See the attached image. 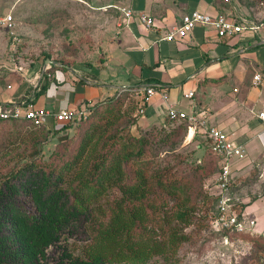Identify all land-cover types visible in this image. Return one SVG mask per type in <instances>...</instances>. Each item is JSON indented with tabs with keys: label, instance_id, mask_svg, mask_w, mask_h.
<instances>
[{
	"label": "trees",
	"instance_id": "1",
	"mask_svg": "<svg viewBox=\"0 0 264 264\" xmlns=\"http://www.w3.org/2000/svg\"><path fill=\"white\" fill-rule=\"evenodd\" d=\"M56 68L52 65L44 73L41 82H45L40 91L48 87V72ZM127 93L122 91L95 105L88 118L81 121L88 126L80 137L62 140L60 144H67V154L58 150L57 160L49 171L43 168L46 163L36 157L40 154L36 146L78 124L53 131L47 124L35 127L26 119L0 118L5 122H24L34 128L21 142L31 139L37 151L18 169L0 176V264H143L156 256L176 253L188 241L185 228L194 222L201 190L211 200L212 207L215 206L217 198L207 195L204 185L196 187L202 177L200 171L212 176L220 165L221 158L212 150L207 137L199 141L196 134L190 142L205 150L208 159L195 167L189 178L176 166H155L148 136L132 134L127 126L120 131L119 124L116 128L121 135L93 132L92 119L104 106L128 99ZM143 105H136L135 117L140 115ZM134 116L132 123L127 116L122 121L127 119V125L133 126L137 121ZM166 120L180 125L172 130L173 136L169 133L162 140L169 142L179 136L183 124L186 137L185 122ZM26 175L29 177L24 180ZM233 182L232 178L231 187ZM112 189H118L120 196L110 205L101 202ZM155 199L162 201L161 207ZM168 200L172 202L170 206ZM245 205L235 202L240 216L244 215ZM76 224L86 233L81 251L65 252L54 261L48 249L60 240L64 229ZM218 234L253 239L250 232L234 229Z\"/></svg>",
	"mask_w": 264,
	"mask_h": 264
},
{
	"label": "crops",
	"instance_id": "2",
	"mask_svg": "<svg viewBox=\"0 0 264 264\" xmlns=\"http://www.w3.org/2000/svg\"><path fill=\"white\" fill-rule=\"evenodd\" d=\"M123 2L120 7L131 9L133 16L126 18L121 9L116 16L109 17L98 55L91 54L72 65L50 63L48 59L24 61L8 51L6 27L0 23V108L32 104L54 112L89 101L97 105L116 96L120 89L129 92L128 100L139 106L143 103V88L153 86L156 93L132 129L145 130L164 123L168 117L161 96L166 92L176 108L190 114L196 112L198 117L226 132L231 141L243 145L245 155L250 157L259 145L264 149V122L258 117L264 112V0L261 5L242 0ZM195 10L214 17L227 15L243 29L219 36L214 25L200 24L184 39H163L186 13ZM141 14L154 20L151 27L140 20ZM251 25L259 28L253 29ZM52 65L58 68L48 72L49 85L40 91L44 73ZM257 73L263 78L258 85L254 84ZM189 92L193 96H186ZM53 123L49 116L47 124ZM185 138L187 143L192 140ZM204 138L198 132L199 141ZM240 161H233V178Z\"/></svg>",
	"mask_w": 264,
	"mask_h": 264
},
{
	"label": "rangeland",
	"instance_id": "3",
	"mask_svg": "<svg viewBox=\"0 0 264 264\" xmlns=\"http://www.w3.org/2000/svg\"><path fill=\"white\" fill-rule=\"evenodd\" d=\"M248 1L261 5V0H242L243 3ZM122 5L123 0H0V18L12 14L15 22L13 29L3 27L6 30L5 46L9 52L13 51L15 55L30 63L39 59H51L72 65L76 60L90 58L91 54L92 57L98 55L101 48L99 41L108 26L107 20L126 8H121ZM130 101L124 98V101L118 104L104 106L92 119L95 121L93 125L89 123L94 127L93 132H96V135L101 132L105 135H121L119 129L123 131L127 126L132 134L140 133L150 138L152 158L156 167L176 166L184 171L181 174L191 178L194 168L203 160H207L208 156L205 150L196 148L197 143H187L186 125L183 124L181 134L169 142L162 138L169 133L173 136L172 130H176L180 123L165 120L164 123L145 130L140 127L134 130L131 124L126 123L127 119L132 123V117L137 115L136 104ZM125 116L127 119L122 121ZM139 117L140 115L135 119L138 121ZM117 124L119 129L116 128ZM85 126L88 125L80 122L67 130L55 133L46 143L36 146L40 152L36 155L37 151L31 139L21 142V138H26L34 128L24 122L0 120V176L18 169V166L35 155L46 163L44 170H51L53 162L57 160V151L67 154V144H60L62 140L79 138L86 130ZM241 160L234 170L232 192L235 202L246 204L242 218L250 229L246 232L253 234V239L239 236L222 237L218 234L222 231L212 228L208 218V213L213 208L212 202L201 190V193H198L199 209L194 213V222L185 228L189 235L188 241L184 242L176 253L156 256L143 264H264V239L261 240L264 238V149L259 145L254 154L251 153L250 157L247 154ZM209 161L208 164L211 163ZM67 174L71 175V172ZM200 174L202 177L198 179L200 183L196 187L204 185L209 195L210 184L216 174L207 176L203 171H200ZM28 177L26 175L24 180ZM119 196V190L112 189L101 202L110 205ZM155 202L161 207L162 201ZM167 203L169 206L172 204L170 200ZM85 236L84 228L80 225L64 229L60 240L48 249V253L54 261L59 260L65 252L78 254L86 242Z\"/></svg>",
	"mask_w": 264,
	"mask_h": 264
},
{
	"label": "built area",
	"instance_id": "4",
	"mask_svg": "<svg viewBox=\"0 0 264 264\" xmlns=\"http://www.w3.org/2000/svg\"><path fill=\"white\" fill-rule=\"evenodd\" d=\"M126 18H131L133 12L129 8L123 9ZM140 20L151 27L154 20L141 14ZM0 23L4 26L13 29L14 20L12 14H7L4 18L0 19ZM212 24L217 30L219 36L232 35L241 32L243 26L237 24L232 18L227 15L221 14L216 17L211 16L208 13H203L198 10L186 13L179 25L174 26L163 37L167 41H176V39H184L188 37L190 32L197 25ZM253 29H258L259 26L251 25ZM50 66V64H49ZM22 69V68H21ZM263 81L262 75L257 73L254 76V84H261ZM122 89L117 94H120ZM143 107H141L139 114L144 116L145 105L155 95L156 89L153 86H147L143 88ZM186 96H193V92H189ZM162 100L166 104L167 117L176 122L187 123L188 131L187 137L193 139V137L201 132L208 138L210 146L215 154L220 156L219 169L214 176L211 184L209 194L217 198L215 206L208 213L209 222L212 228L216 231H224L227 229H234L238 232L249 231L250 229L246 225V221L239 215L235 209V200L233 197L231 180H232V167L233 161L236 159H242L245 156V148L241 144H236L231 141L226 132L222 129L212 126L205 119L198 117L196 112L192 114L176 108L169 100V95L166 92L162 93ZM95 104H91L90 101L75 108H61L58 111L50 112L46 107H36L29 104L27 107L16 104L6 108H0L1 119H26L29 120L33 126H41L47 124V118L52 116L53 125H48L53 131L63 129V127L70 124H78L79 122L86 120L94 109ZM258 117L264 122V112H260Z\"/></svg>",
	"mask_w": 264,
	"mask_h": 264
},
{
	"label": "water",
	"instance_id": "5",
	"mask_svg": "<svg viewBox=\"0 0 264 264\" xmlns=\"http://www.w3.org/2000/svg\"><path fill=\"white\" fill-rule=\"evenodd\" d=\"M48 61L50 62V63H53L54 61L53 60H51V59H48Z\"/></svg>",
	"mask_w": 264,
	"mask_h": 264
}]
</instances>
